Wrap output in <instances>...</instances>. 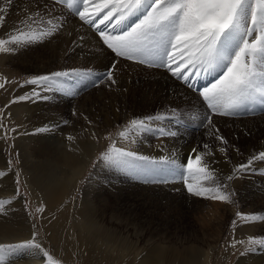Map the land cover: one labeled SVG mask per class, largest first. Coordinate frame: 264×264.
Returning <instances> with one entry per match:
<instances>
[{
    "label": "bare ground",
    "instance_id": "obj_1",
    "mask_svg": "<svg viewBox=\"0 0 264 264\" xmlns=\"http://www.w3.org/2000/svg\"><path fill=\"white\" fill-rule=\"evenodd\" d=\"M0 6H6V0H0ZM38 6L43 7L42 0H13L9 11L5 14V23L3 27H0V38H6V34L11 32L17 22L27 15V11H35ZM58 7L55 6L54 15L61 16L64 24L61 31L52 38L51 43L32 46L29 48L31 51L28 52L21 49L16 55H5L4 59H0V65L7 63L6 65L14 71L24 70L32 74H45L73 68L94 69L93 71L97 72L106 71L113 62L118 60L116 57L112 58L108 51L100 50L102 46L98 43L99 38L91 29L81 25L78 19L72 17L64 9L60 8L61 14H59ZM80 36H84L85 39L80 41ZM147 69L149 68L142 65L119 60L116 71L117 84L109 88L107 83H104L97 89L93 88L76 104L75 99L82 92L74 90L76 93L74 96L44 92L41 95L48 99L20 101L11 105L10 108L14 112L26 117L29 127L34 130L32 135L34 148L36 150L39 148V152L43 155L48 154L50 165H41L39 168L25 171V174H22L23 180L29 184L28 188L36 193L34 197L43 201L47 208L56 207L63 201L65 203L67 199L70 200L71 196L76 197L80 180L88 169L92 157L101 148L99 138L103 131L119 122H124L127 117L154 115L176 103H180L182 108L198 104L197 94L178 86L179 82L172 80L165 71ZM15 73L10 71L8 74L15 75ZM31 88L32 86H26L16 91L17 94L18 92L28 93ZM174 92H187L188 94L178 100L173 95ZM97 95L99 97L94 99ZM13 98L14 96L11 95L1 100L12 101ZM257 115L254 118L249 116L251 118L243 117L244 119L238 120L230 118L225 124L221 122L217 124L220 125L218 127L220 134L229 142L225 146L226 156L217 150L220 147L219 142L206 135L207 129L193 137L189 143L191 149L198 148L204 151L203 144H209L213 155L207 159L214 162L212 166H216L217 171L221 170L227 175L234 165L241 163L243 158L246 157L247 161L250 155L264 150V115ZM186 120L190 123L194 121ZM45 126L52 130L36 132V129ZM93 134L96 139L93 138ZM68 136L74 137V140L68 141ZM168 140L166 138L155 139L140 145L141 148H137L141 144L137 140L133 146L135 151L143 155L157 156L162 153L164 155L168 154L166 151ZM50 142L55 144L51 147ZM236 148H239V153ZM2 149L0 142V167H5L6 159L1 152ZM255 167L257 169L255 172L246 174V185L239 180L234 185L236 189L241 187L242 191L240 190L239 194L244 195L240 197L246 210L261 212V215H264V174H262L264 163L258 162ZM104 171L105 176L108 174L109 181L115 178H112L106 171L105 174ZM100 172V169H96L95 175L93 174L96 179L94 185V180L91 183L92 192L90 194L87 192L88 197L84 199L81 215L71 220L67 231L68 239L77 236L82 250L91 244L96 250L106 252L103 255L112 253L114 256L117 253L116 264H124L125 261L127 264L128 262L130 264H211L215 245L222 238L223 226L226 225L224 224L225 219L229 216L226 211L229 209L221 211L217 209V205H214L208 211L207 217L202 216L203 221H207L210 225L215 222L217 226L214 228L216 229L215 235L210 236L209 240L202 241L208 239L207 236L199 238L193 229L186 235L187 237H182L180 240L177 233L170 236L168 225L163 221H170L172 212L177 211L179 215L184 209L193 212L196 207H203V203L193 200V197L182 196L179 193L178 186H181L179 183L178 186L173 187L170 185L169 187L137 185L140 187L138 190L137 188L124 190L116 178L113 181L117 185L113 183L108 185L106 183L108 180L99 182L97 178L100 177ZM0 180L6 181L0 183V196L6 199L4 196L14 192L12 173L6 178L0 177ZM245 188L246 192L243 191ZM168 189L177 193L167 191ZM139 192H146V195L141 196ZM149 199L152 204L146 208L145 205ZM164 201L172 203L173 206H169L168 203L164 205ZM9 209L6 217L2 215L0 218V242L30 237L32 226L27 219L21 200H13ZM252 230L253 233L256 231L264 234V221H260L258 227H253ZM155 233L158 235L156 238ZM36 258L37 260H28L29 262L24 260L22 264H38L44 259L41 256ZM245 260L246 264H264V249L251 253L250 256H246ZM240 262L238 261L237 264H241Z\"/></svg>",
    "mask_w": 264,
    "mask_h": 264
},
{
    "label": "snow or ice",
    "instance_id": "obj_2",
    "mask_svg": "<svg viewBox=\"0 0 264 264\" xmlns=\"http://www.w3.org/2000/svg\"><path fill=\"white\" fill-rule=\"evenodd\" d=\"M12 2L6 0V6H0V27L5 23V14ZM42 3L43 7L38 6L35 11L26 9L27 15L6 38H0V54L16 55L21 49L54 38L64 24L61 16L54 15L55 6L59 5L98 36L101 51L106 49L118 58L99 80L91 81L93 87L101 83H107L109 88L116 85L117 63L123 60L165 71L172 80L179 82L178 86L196 91L198 99L206 106L202 116L176 103L163 112L132 118L115 136L105 137L110 142L97 161L145 185L182 182L189 197L232 203L236 193L229 190L230 182L255 172L256 164L264 163V150L234 165L222 181L212 167L214 162L207 159L213 155L207 143L203 144L204 151L193 148L187 163L182 165L175 152L156 159L127 147H118L117 142L135 145L139 137L149 133L160 140L175 138L179 135L177 126L185 119L198 120L199 127L207 129L206 135L219 142L217 150L226 156L225 146L229 142L220 134L213 117L240 119L264 115V0H42ZM84 39V36L79 37L80 41ZM95 75L92 69L80 68L34 75L20 85L32 86L30 92L14 97L10 103L48 99L41 95L44 92L74 96L76 86ZM210 77L213 78L211 83L202 89L196 88L198 80ZM7 82L5 79L0 83V89ZM187 94L173 93L178 100ZM3 116L0 110V128H6ZM51 130L45 126L36 132ZM93 138L96 139L95 134ZM67 140L73 141L74 137L68 136ZM236 151L239 153V148ZM3 175L0 172V176ZM19 184L17 173L18 187L12 199H0V215L6 214L8 205L20 195ZM36 212H43V207H37ZM236 215L246 224L264 221V215L260 214L237 212ZM232 223L236 225L237 221ZM237 243L244 245L241 255L264 249V237L234 241L230 247L235 248ZM21 254L32 258L42 256L41 264L45 261L46 264H60L37 241L35 231L31 239L0 243V264H10Z\"/></svg>",
    "mask_w": 264,
    "mask_h": 264
},
{
    "label": "rangeland",
    "instance_id": "obj_3",
    "mask_svg": "<svg viewBox=\"0 0 264 264\" xmlns=\"http://www.w3.org/2000/svg\"><path fill=\"white\" fill-rule=\"evenodd\" d=\"M57 6H59V5H57ZM60 8L63 9L61 6L58 7L57 12L59 14H61L60 10H59ZM64 10H66V9H64ZM51 41H52V39L50 41H45L44 43L48 42L50 44ZM101 46H102V44H101ZM39 50H40V48H39ZM25 51L28 52L31 50L28 48V49H25ZM113 55L114 54H111L112 58H115ZM4 58H5V55L0 54V59H4ZM6 64L7 63H2L0 65V83L5 82V79L7 81L10 80L9 82H7L5 84L4 88L0 89V110H3L4 116H3L2 122L4 125H6V128H1V134H0V142L2 143V148H3L1 150V152L6 159L5 160L6 166L0 167V172L4 173L3 177H5V178L9 174L12 173V177L14 180L13 181L14 192H12V193L8 194L7 196H4V197H6V199H12V197H13V195H14L17 187H18V185H17V173H19L20 195L16 199L21 200L23 207L25 209V212H26L27 219L31 223L32 233L34 231L37 233V241L49 252L51 257L54 260L59 261L60 264H116L117 263L116 260H117V256H118L117 253L115 254L116 256L115 255L113 256L112 253H109L106 255L104 254L105 255L104 256L103 253H106V252L96 250L91 244H89L87 246V248L85 246V249L82 250L81 249V243H80L79 239L77 238V236L73 235V236H75V238L74 237L73 238L76 240L72 241L74 239L71 237H70L71 239L70 238L68 239L67 231L70 228L71 220L75 216L81 215L82 206H83V203L85 201L84 199H86V197H88V194H90V192H92L93 187L91 186V183L94 180L93 181V185H94V182L96 179L94 176L95 175L94 172L96 169H100V171H101L100 177L97 178L99 182H101V180H104L103 182H106L108 180L106 182L108 185L110 183L117 185L116 182L113 181V180L117 179L116 181L121 183L120 185L123 186L122 189L124 188V190H128L129 188H137V190H138V188H140V187H138L137 185H140V186H161V185H145V184L141 183L140 181L133 179L131 176H129L125 173H122L120 171H117L114 168L106 167L102 162L97 161V157L99 156V154L105 150L107 144L110 142L109 140L105 139V137L109 136V135L115 136V134L124 125H126L127 122L129 120H131L133 117H127L124 122H119L118 124L110 127L109 129H106L105 131H103L101 133V136H100L101 138H99V143H100L101 148H99L98 151L95 153V155L92 157L91 162L87 167L88 169H86L84 176L80 180L78 190L76 192V197H75V195L71 196L70 200L67 199L68 201L66 200L67 202L65 201V203H63L64 202L63 201L60 205H58L56 207L47 208L43 201L37 200V198L34 197V194H36V193H34L32 190H30L28 188L29 184H27L23 180L22 174H25L24 173L25 171L34 170L36 168H39L41 165H47V166L50 165L48 163V160H49V158L47 157L48 154L43 155L41 152H39V148H38V150H36L34 148L33 140H32V135H33L34 130L29 127V125L26 121V117L21 116L20 114H17L16 112L13 111V109L10 108L11 105L13 104V103H10L11 100H8V101L1 100L2 98H5V97L11 96V95H13L14 97H20L22 95H25L27 92H23V93L18 92V94H17L16 89L18 90L19 88H22V87H20V85L24 83L25 79H27L31 76H34V75H39V74H32V73H29V72L24 71V70L14 71L10 67H8L9 65L7 66ZM107 70L108 69H106V71ZM147 70H152V69H147ZM10 71H13L14 73L16 72L15 75L8 74ZM106 71H104V70L97 71V72H95L96 75L91 77V80L85 81L84 83L76 86V88L74 90L80 91L82 93H81V95H79L77 97V99H75L76 100L75 104L86 93H89L90 91H92L93 88L97 89L102 84H104V83H101V84H99V86L93 87L91 81L99 80L101 77V74H103ZM194 94H197V93L194 92ZM96 97H99V96L98 95L95 96L94 99ZM200 103H201V105H200ZM188 108L192 109L191 110L192 112L194 111V113H199L200 115L201 114L204 115L205 111H206V106L203 105L202 100H199L198 104L195 105L194 108H192V107H188ZM188 108L183 107V109H185V110H187ZM257 116H259V115H257ZM255 117H256V115H255ZM134 118H139V117H134ZM248 118H251V117L248 116ZM252 118H254V116ZM229 119L230 118L219 117V116L213 117L214 123H215L217 128L220 127V125H217V124H219L220 122L225 124L226 121ZM241 119H244V118H241ZM235 120H238V119H235ZM199 123L200 122L198 120H194V121H192V123H190V121H187L185 119L181 125L177 126V130L179 131V135L175 138H166L169 140L171 139L170 141H173V142H170L168 140V143L166 145L167 146L166 147L167 153L169 154L171 152H175L178 162L181 163L182 165L186 164L187 163V157L189 155H192L191 145L189 144L190 141L193 139V137L195 135H197L198 133L201 134L202 132L205 131V128L199 127ZM62 126H65V125H62ZM225 126L227 127V125H224V127ZM251 138H253V137H251ZM155 139H157V138H155L154 134H152V133L142 135L141 137L138 138V141H140L141 144H139L137 148H141L140 145L148 143V142H152ZM184 140H186V141H184ZM172 143H174V144H172ZM54 144H55L54 142L53 143L50 142L51 147ZM117 146L118 147H127V148H130L131 150L135 151L133 145L124 144V143H121L119 141L117 142ZM169 147H170V149H167ZM162 154H159L157 156H151V157L159 159L160 157H162L164 155L165 156L168 155V154H164V155H162ZM244 162H246V157L243 158L241 161V163H244ZM212 167L217 170L216 166H212ZM103 168H104V170L106 169L105 171L108 172L112 178L115 177L116 179L115 178L113 180L110 179V181H109L108 174H107V176H105L103 173V171H104ZM231 171L232 170H230L229 173H231ZM106 172H105V174H106ZM217 172H218V174L221 173L219 175V179L223 181L226 177V173L222 172L221 170H218ZM111 174L112 175L114 174V175L112 176ZM121 175H122V177H121ZM0 177H2V176H0ZM238 180L242 183H245V185H246V174L242 178L234 179L229 184V190L235 191V193H236V195L232 197V201H233L232 203L225 204V203H221L218 201L214 202V201H210V200H202L201 201V199H197V198L193 197V200H197V201L203 203V207H196L193 212H190L189 210L184 209V210H182V213L180 215L177 214V211L172 212L171 213L172 219L170 221L169 220L163 221L164 224L168 225L167 227L169 228L168 232H169V234H171L170 236H172L173 233H177V236L179 235V238L181 240L182 237H185L186 235H188L193 229L195 231V234L197 237L202 238V237L207 236L208 239L202 240V241H206V240H209L210 236L215 235L216 229H214V228H216L217 226H216V224H214L215 222L211 223V225H210L207 221H203L202 216L207 217V215L209 214L208 211L210 210V208H213L214 205L215 206L217 205L216 206L217 209L219 208L221 211L229 209V211H226V213H228L229 216H227V219H225L224 224H226V225L223 226L224 229H223L222 238L219 241V243L215 245V248H214L215 252L213 251V257H212L211 264H237L238 261H241L240 262L241 264H246V260L244 261V259H246V256L247 257L250 256V254L253 252H248L245 255H241L240 253L244 251V245L243 244L237 243L235 248L230 247V245L234 241L235 242H240V241L246 242L249 237H264V234H260L259 232H256V231L253 233V230H252L253 227H256V226L258 227L260 221L250 223V224H246L243 221L238 220V218H237V215H236L237 212H240L244 215H248V214H260L261 215V212L247 211L246 207L243 206L244 203L241 201V197L244 195L239 194L241 187H238L239 189H236V186L234 185L235 182H239ZM3 182H6V181L0 180V183H3ZM178 183L181 186H178ZM169 185L171 187L178 186L179 191H180V192L179 191L178 192L182 196L189 198L186 190H183V186H182L183 183L182 182L181 183L180 182L169 183V184L164 185V186L169 187ZM116 188H118V186H116ZM167 191L177 193L176 191H173L171 189H168ZM243 191L246 192V188ZM87 192H88V194H87ZM139 195L145 196L146 192H139ZM177 195H179V194H177ZM84 196H85V198H84ZM2 197L0 196V199H2ZM72 202H73V205H72ZM166 203H168L169 206H173L172 203H170L168 201L163 202L164 205ZM217 203H219L220 205ZM151 204H152L151 200L149 199L147 201L145 207L147 208ZM210 205L212 207H210ZM8 206L9 207H8L6 214L3 215L4 217H6L8 211L10 210L9 209L10 205H8ZM41 206L43 207V212H36V208L41 207ZM230 209L231 210L233 209V210L231 211ZM200 210L202 212H200ZM193 214H195V215H193ZM1 217H2V215L0 216V218ZM198 217H200V219ZM194 220H195V222H194ZM234 220L237 221L236 225H233V223H232ZM192 226H193V228H192ZM179 227H180V229H179ZM178 229H179V231H178ZM32 233H31V236H32ZM31 236L26 238V239H18L15 241H2L0 243L21 242V241L31 239ZM157 236L158 235L156 234L155 238ZM67 240H69L70 242ZM204 247L205 246H203V248ZM76 252H77V254H76ZM86 252H87V255H86ZM89 257H91V258L88 259ZM78 259H79V261H78ZM24 260L26 262H29L28 260H37V258L34 259L28 255L21 254L19 257L11 260L10 264H22L23 262H25ZM42 261H44V259H42ZM42 261H40L38 264H41ZM125 263L127 264V261H125ZM45 264H46V261H45ZM128 264H130V262H128Z\"/></svg>",
    "mask_w": 264,
    "mask_h": 264
}]
</instances>
